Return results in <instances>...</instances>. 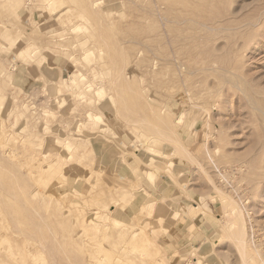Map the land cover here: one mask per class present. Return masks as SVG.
<instances>
[{"label": "rangeland", "instance_id": "obj_1", "mask_svg": "<svg viewBox=\"0 0 264 264\" xmlns=\"http://www.w3.org/2000/svg\"><path fill=\"white\" fill-rule=\"evenodd\" d=\"M240 229L264 264V0H0V264H242Z\"/></svg>", "mask_w": 264, "mask_h": 264}, {"label": "bare ground", "instance_id": "obj_2", "mask_svg": "<svg viewBox=\"0 0 264 264\" xmlns=\"http://www.w3.org/2000/svg\"><path fill=\"white\" fill-rule=\"evenodd\" d=\"M58 3H59V1H58ZM63 4V3H62ZM62 6V5H61ZM3 7H5V6H3ZM6 9V8H5ZM52 8H50V10H51ZM177 10V9H176ZM50 12H52V10L50 11ZM55 12V11H54ZM53 12V13H54ZM58 12V11H57ZM49 13V12H48ZM58 15V14H57ZM35 32V31H34ZM42 34V33H41ZM35 35V34H34ZM38 35V34H37ZM161 35V34H160ZM158 36V35H157ZM20 37V36H19ZM28 37V36H27ZM30 37V36H29ZM35 37H36V35H35ZM31 38V37H30ZM17 39V38H16ZM19 39V38H18ZM53 39V38H52ZM26 40V39H25ZM50 42V41H49ZM50 43H52V41L50 42ZM85 44V43H84ZM29 46H32L30 43L28 44ZM27 45V46H28ZM83 45V44H82ZM26 46V45H25ZM28 46V47H29ZM23 48H25V47H23ZM86 51H88V50H86ZM186 55V54H185ZM82 56H84V55H82ZM88 56V55H87ZM85 58V57H84ZM88 58V57H87ZM76 59V58H75ZM89 59V58H88ZM167 59V58H166ZM82 60V59H81ZM80 60V61H81ZM79 62V61H78ZM78 93V92H77ZM95 118H98L97 116L95 117ZM99 119V118H98ZM163 119V118H162ZM166 119V118H165ZM79 121V120H78ZM77 121V122H78ZM126 121V120H125ZM166 121V120H165ZM128 122V121H127ZM166 122H168V120L166 121ZM125 123V122H124ZM129 123V122H128ZM138 123V122H137ZM165 123V122H164ZM169 123V122H168ZM168 123H166V124H168ZM126 126H127V124H125ZM128 125H130V124H128ZM132 125H133V123H132ZM135 125V124H134ZM169 125V124H168ZM135 126H137V125H135ZM139 126H141V125H139ZM129 127V126H128ZM143 127V126H142ZM141 127V128H142ZM160 128H162V124H161V126H159ZM144 128H145V126H144ZM157 128V127H156ZM158 129V128H157ZM160 130V129H159ZM166 130V129H165ZM169 130H170V127H169ZM158 131V130H157ZM159 132V131H158ZM158 134V133H157ZM165 134H166V132H165ZM81 135V134H80ZM162 135H164V134H162ZM158 136H159V134H158ZM166 136V135H165ZM167 138V137H166ZM162 139L164 140V138L162 137ZM161 139V140H162ZM167 140H169V139H167ZM171 141H173L172 139H171ZM176 142V141H175ZM168 143H170V142H168ZM174 143V142H173ZM172 144V143H171ZM181 145H182V143H181ZM180 145V146H181ZM182 148V147H181ZM39 156V155H38ZM71 159V158H70ZM40 173V172H39ZM33 174V173H32ZM41 174V173H40ZM31 175V174H30ZM149 177L151 178L152 177V175H151V172L149 173ZM54 181V180H53ZM36 185V184H35ZM231 213V212H230ZM236 214H237V212H236ZM227 215H231V214H227ZM236 219V218H235ZM234 219V220H235ZM233 220V219H232ZM228 221L229 223L228 224H235V222H234V220L233 221ZM242 221V220H241ZM236 222H237V220H236ZM117 225V224H116ZM98 227V226H97ZM119 227H121V226H119ZM95 228H96V226H95ZM99 228V227H98ZM237 230V229H236ZM236 235H235V238L237 239V241H238V249H239V252H240V256H241V258H240V260H242L241 262H242V264H251V263H249V260H248V257L250 256V253H249V256H247L248 255V245H247V241L245 240V233H244V231L242 230V229H240L238 232H234ZM234 233H232V234H234ZM115 242V241H114ZM118 246V245H117Z\"/></svg>", "mask_w": 264, "mask_h": 264}]
</instances>
